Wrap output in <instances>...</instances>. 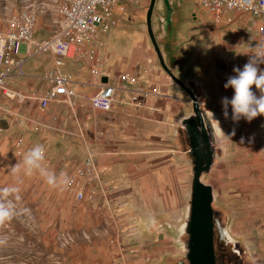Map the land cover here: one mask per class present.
Listing matches in <instances>:
<instances>
[{"label": "rangeland", "instance_id": "374dc122", "mask_svg": "<svg viewBox=\"0 0 264 264\" xmlns=\"http://www.w3.org/2000/svg\"><path fill=\"white\" fill-rule=\"evenodd\" d=\"M59 1L61 0H2L0 3H2L6 15H8L6 10L13 12L22 5H38L41 10L40 21L43 20L44 23L48 21L55 31L58 28V21L54 10ZM42 3L44 5L52 4L53 10L47 8V5L42 9ZM150 3L151 0L143 3H135L131 0H113L109 8V18L114 22L104 37L107 43L105 72L110 74L114 80L123 72L131 70L133 73L134 79L128 81V88H132L133 91H131V97L126 100L127 104L125 105L127 106L118 110V105L121 104L116 102L111 111L94 110L90 105V98L95 89L90 85L78 87V94L74 99L77 105L75 112L65 103L58 101L49 103L46 108H43L36 101L21 102L17 99H6L8 104H3L12 112L13 117L6 114L0 118L2 121L0 150L5 135L10 136L13 140L19 138L18 129L20 127L28 126L34 132H40L42 129L60 125L63 121L61 125H76L81 134V125L85 118V123L91 127L90 148L95 150L97 156L102 154L103 147L105 148L103 146V130L108 128L113 133L116 128L121 126L124 129L122 131L124 143H118L113 137L112 142L108 144L111 146L110 152L118 151L120 157L134 155L140 150L151 155L154 153V156L159 157L169 155L168 162L158 161L156 164L148 162L145 169L155 172V176H150L146 181L148 190L154 194L163 193V201H158L159 197L156 199L160 205L158 215H164L172 225L171 234H169L172 247L170 254L175 256L173 263H176L175 261L184 257L183 247L185 246L179 242L177 237H173L172 233L176 230H178L176 234L179 232L185 222L190 203L191 165L185 161L186 157V159L191 157L190 150L189 148L185 150L184 144L187 142L183 139L182 134L185 129L179 124L180 111L174 112L170 118L171 128L168 138L165 135L169 142L164 144L162 143L163 136L158 133L159 128L156 126L161 124L150 120L149 115L138 111L141 106L137 104L143 102L141 93H145L144 90L147 89V81L144 76H149L144 70L137 72L130 69V63L142 62L144 64L146 60L151 61L153 64L150 63L148 73L160 71L170 79V88L173 94L189 100L190 96L182 87L178 86L160 64L147 29L146 16ZM1 5L0 7H2ZM230 16L232 17L231 21L227 19L216 21L213 15L199 3V0H156L152 17L153 29L157 39L159 35V45L167 64L171 66L180 63L181 69L188 68L199 77H205L213 94L212 103L220 102L218 92L222 93L218 88L217 75L219 74V78L221 76L226 79L230 75H234L233 72L224 73L222 68L216 67V63H222L225 60L231 63L234 58L235 64H245L247 60L243 59H248L247 55L251 54V46L256 44L255 41L243 40L240 37L243 33L257 37V30L252 24L253 17L238 12L231 13ZM3 19L5 20L6 17ZM53 28L48 29L49 35ZM46 32L45 29L36 30L35 38L46 35ZM121 45L123 49L120 50L122 54L119 55L117 50ZM125 46L127 51H125ZM21 53L25 54L24 48ZM37 55L26 58L25 71L33 70L34 60L39 59ZM260 67L264 68V64H261ZM63 69L73 76L75 82L81 84L90 82L91 75L85 62L83 64L82 61L80 63L75 58L66 57ZM27 75L29 74L26 73ZM26 76L15 75L13 78H9L8 83L14 86L12 88L20 90L21 88L16 86V80ZM224 91L233 95L232 89ZM128 95L129 93L126 91H121L117 95V99L126 98ZM257 95H259L258 91ZM29 103L33 105L30 114L31 120L25 122L21 117L22 106ZM188 103L190 104H187V109L190 110L192 103L190 101ZM201 105L204 108L202 101ZM206 107L204 109L214 110L220 119L224 120L219 124H224L226 135H229L235 128H242L240 132H235V135L230 138L227 136L229 139L227 150L226 148L219 149L221 159L216 161L212 172L206 177V181L211 183L213 180L215 185L216 200L213 206L218 213L221 211L225 213V215L221 214V217L223 216L229 231L245 246L250 263L264 264V241H260L262 238L259 236L260 230L257 224L260 219L258 218L259 209L264 211V116H258L251 122L244 119L233 122L231 116L228 119L223 117L221 105ZM34 109H43L44 118L34 114ZM66 111L72 113L64 119L63 115ZM10 125H13L14 129L12 132L6 133L7 126ZM36 125L50 126L37 128ZM153 137H159V139L151 140L148 144L145 142L144 146L136 144L138 138L152 139ZM242 137L243 141H241ZM162 144L165 146L162 147ZM19 147H24V143L19 145L17 143L15 152ZM9 150L10 147H7V151H0V188L11 186L8 184L10 173L14 176L13 183L18 185L19 172L13 174L11 171L12 166L19 167L18 158L10 162ZM226 151L228 156L225 154ZM75 153L74 158L65 164L70 169V174L85 158L87 150L81 154H77V151ZM147 157L149 158V155ZM46 158L48 161L44 165L49 167L56 164L53 155L48 154ZM168 166L171 175L174 173L175 177L164 176L168 173L164 170ZM157 172L160 173L159 176H157ZM183 186L186 188L185 194L182 193ZM63 190L69 197L70 194H73L65 190V187ZM18 195L19 200L15 199V194L8 197L15 205L16 214L11 220L0 223V264H103L104 261L101 258L91 257L94 253L99 252L95 243V238L98 236L96 232L89 231L88 227L82 223L76 224L73 228L67 226L66 218L63 217L66 211L50 210L45 194L43 201V195L39 194L18 193ZM130 197L129 200L134 198V195ZM249 212L251 213L249 214ZM246 216L251 219L253 232L243 231L242 227H239ZM67 234L72 239L64 240L63 236ZM68 250L78 254L74 261L71 258L68 259ZM125 260L128 261V264H147L148 261L138 257ZM158 264H165L164 260Z\"/></svg>", "mask_w": 264, "mask_h": 264}, {"label": "crops", "instance_id": "0c3cea01", "mask_svg": "<svg viewBox=\"0 0 264 264\" xmlns=\"http://www.w3.org/2000/svg\"><path fill=\"white\" fill-rule=\"evenodd\" d=\"M43 3L41 6L42 9L46 7L45 5H47V8L52 9V4L48 3L44 5ZM1 4L2 3H0V5ZM26 6H34L38 9L39 16L35 32L39 29H45L47 31L46 35H42L38 38H35L34 33L33 42L37 43L52 36L56 30L54 31L52 24L48 21L46 23H44L43 20L40 21V7H38V5L36 6L35 4ZM4 11L5 10L3 9V6L0 7V29L5 26L8 16L14 12H9V10H6V13L8 14L6 15ZM4 17H6L5 20L3 19ZM51 28H53V30L51 31V35H49L48 29ZM241 36L242 34L240 37ZM22 48L25 49V54L22 55L21 53V55L26 59L28 58L26 55V45H23ZM122 49L123 48L121 45V47L117 50L119 55L122 54L120 51ZM125 51H127L126 46ZM37 56H39V59L34 60L33 70L25 71L24 69L25 73H28L29 75L16 80V86L21 88L20 91H29L34 89L41 92L46 88V83L42 78L46 71L53 66V56L50 53H41ZM32 57L33 56H31V58ZM243 60L245 61L248 59L246 58ZM231 61V63H229L227 60L223 61L222 63H216V67L222 68L224 73H230L233 72L234 67H242L244 65L243 63L235 64L234 58ZM79 62L81 63V61ZM150 63L151 65L153 64L148 60H146L144 64L142 62H134L130 63L131 66L129 68L137 72H142L144 70L149 76H144L145 80L147 81V89L144 90L145 93H141L143 102L137 104L138 106H141L138 108V111L144 113L145 115H149L150 120L159 122L161 124L156 126L159 128L158 133L163 136L162 143L164 144L169 142V139H166V136L168 138L171 128L169 125L170 118L173 113L180 111L181 115L188 114L191 111V108L190 110L187 109V104H190L188 103L189 99L172 93V89L170 88V79L166 78L160 73V71L156 73H148V69L151 66ZM105 65L104 72L106 70ZM174 67L176 68L177 73L185 80L186 78L184 75L186 74L197 78L203 84V88L206 93L205 103L208 106L221 105L220 102L217 101L212 103L211 100L214 99L213 94L210 91L209 83L205 77H199L194 71H191L188 68L183 67L181 69L180 63L176 64ZM64 70L67 72L66 69ZM105 74L114 80L110 74L107 72H105ZM14 76L10 78H13ZM217 76L218 88L222 91V93L218 92L220 100L221 97L224 96L231 97L232 94L226 93V91H224L225 88L223 85L227 80L226 77L220 76L219 78V74ZM91 79L92 77L90 76L89 81H91ZM9 86L14 87L11 84H9ZM82 86L83 85L81 83L75 82L76 89ZM130 97L131 92H129V95L126 98H123L124 104L118 105L117 109L120 110L123 109L124 106H127L125 105L127 104L126 100ZM6 99L7 98L0 92L1 103L8 104ZM30 104L31 103L22 106L21 115L31 114V108L33 105ZM76 108L77 105L75 104V109L72 111L75 112ZM33 112L34 114L39 115L40 118H44L43 109H34ZM70 113L72 112L66 111V113L63 115L64 119L69 117ZM10 116L13 117L12 112L10 113ZM62 122L63 121H61L60 125H54L52 126L53 128L49 129H42L40 132H34L28 126L20 127L18 129L19 138L16 140H13V138L7 135L3 137V144H1L0 151H7V147H10V150L8 151V155L10 156L9 161L11 162L18 158L20 168L18 173V185L13 183L14 176L11 175V173L9 174L8 184L11 186H17L19 193L22 194L31 193L43 195L42 201L44 200L45 194L47 196L46 202L50 210L57 211L61 209L62 211H66L63 217L66 218L67 226L73 228L76 224L82 223L88 227L89 231L96 232L98 236L95 238V243L98 246L99 252L94 253L91 257L101 258L104 261L103 264H128V261L125 259H130L132 257L148 260L147 264H158L163 262V260L171 253L172 250L169 237V234H171L172 225L167 221L164 215H158L160 205L158 202H156V199L159 197L158 201H163V193L154 194L152 191L148 190L146 181L150 176H155V172L154 170L145 169V166L148 162L152 164H156L158 161L166 163L169 161V155H163V157H159L154 156V153L151 155L150 153L148 154L144 152V150H140L139 152H135L134 155L120 157L118 151H109L111 146L108 144L112 142L113 137L118 143H124L122 137V131L124 130L123 126L116 128L113 133H111L108 128L103 130V146H105V148L103 147V153L98 155L97 159L102 169L101 185L105 191L100 192L95 202H92L88 199L79 201L75 199L73 194H70L71 196L69 197L65 194L63 189L61 190L60 188L48 185L38 172L34 171L31 175H28L25 174L23 170V157L25 153L38 144L42 145L45 150V159L42 162L43 166L49 171L54 172L57 176H59L60 173H65L67 176L70 174V169H68L65 164L67 161H71L74 158L76 151L78 152L77 154H81L87 150L88 154V152L92 150L90 148L91 127L85 123V118L83 120V125H81V134L79 133V128L76 127V125H61ZM13 129V125L7 126L6 133L12 132ZM241 129V127L238 129L235 128V132H240ZM21 139H24V147H19L17 152H15V145H17V143L19 145V140ZM154 139H159V137H153L152 139L138 138L136 144L139 146H144L145 142L148 144ZM163 144L162 147L165 146H163ZM48 154L53 155V159H56V164L54 166L48 167V165H44V163L48 161L46 158ZM148 155L149 158L147 157ZM186 158L185 161L190 165ZM164 170L168 172L167 175L164 174L165 177H175L174 173L171 175L169 166ZM162 172L165 171L162 170ZM159 175L160 173H158L157 176ZM211 181V184L215 188L213 180ZM183 188L184 189L182 190V193L185 194L186 188L185 186H183ZM132 195H134V198L129 200V198H131L130 196ZM124 197H126V199H124ZM250 213L251 212H249V214ZM258 218H260L257 222L258 228L260 230L259 236L262 238L260 241H264V211H260L259 209ZM250 220V217H244L242 221L243 223L239 227H242L243 231L250 230L249 232H253ZM177 231L178 230L173 231L172 234L173 237H177L178 239L179 234L182 233L179 229V232L176 234ZM230 234L233 237H236L232 232H230ZM76 256H78V254L75 253V251H67L68 259L71 258L72 261H74Z\"/></svg>", "mask_w": 264, "mask_h": 264}, {"label": "built area", "instance_id": "2783aa9c", "mask_svg": "<svg viewBox=\"0 0 264 264\" xmlns=\"http://www.w3.org/2000/svg\"><path fill=\"white\" fill-rule=\"evenodd\" d=\"M113 0H61L56 3L58 29L47 39L34 43V33L38 21L37 7L22 6L8 16L5 26L0 29V92L7 99L21 102L36 101L46 108L49 103L61 102L75 109L74 99L77 97L75 80L63 66L65 58L71 57L85 62L91 73V81L82 84L95 89L90 98V105L97 111H111L116 102L124 104L123 98L117 99L121 91H133L128 88V81L134 79L131 71L119 74L111 80L104 72L106 41L105 35L114 21L109 18V8ZM135 3L150 0H131ZM199 3L210 12L216 21L232 20L231 13H244L253 17L252 24L256 35L243 33L242 39L256 43L264 42V0H199ZM26 45L27 57L41 53L53 56V66L46 71L43 81L46 88L43 92L29 90L26 92L9 86L8 79L14 75L26 76L24 71L25 57L21 55L22 46ZM106 77V80H105ZM116 83H114V82ZM10 110L0 101V118L10 114ZM30 121V115H21ZM37 128L50 125H36ZM24 139L19 140V144ZM71 183L65 190L73 193L79 201L90 199L96 201L100 192L101 167L95 150L88 152L77 168L69 175ZM64 240L72 239L70 235Z\"/></svg>", "mask_w": 264, "mask_h": 264}, {"label": "water", "instance_id": "95a60500", "mask_svg": "<svg viewBox=\"0 0 264 264\" xmlns=\"http://www.w3.org/2000/svg\"><path fill=\"white\" fill-rule=\"evenodd\" d=\"M155 4L156 0H151L147 11L148 33L162 68L188 93L189 101L192 103L191 111L179 118V124L187 131L190 139L191 157L187 160L191 165L192 174L190 203L180 231L190 236L189 243L184 244L190 264H216L213 210L216 194L213 185L206 181V177L216 161L221 159L219 149L227 150L229 146L226 128L224 124H219L224 120L220 119L214 110L202 108L201 97L190 88L175 67L167 64L152 25ZM225 154L228 156L227 151Z\"/></svg>", "mask_w": 264, "mask_h": 264}, {"label": "clouds", "instance_id": "9594fccd", "mask_svg": "<svg viewBox=\"0 0 264 264\" xmlns=\"http://www.w3.org/2000/svg\"><path fill=\"white\" fill-rule=\"evenodd\" d=\"M248 60L242 67H234V75H230L223 87L232 89L231 97H221L222 115L225 119L231 116L233 122L244 119L251 122L258 116H264V42H258L251 46V54L247 55ZM257 91L259 95H257ZM230 109V111H229ZM221 131L222 128H221ZM235 135V129L226 135L229 138ZM243 141V137L241 138ZM45 159V150L42 145H35L29 149L23 157V170L25 174L31 175L34 171L52 186L61 190L71 183L65 173L57 176L54 172L46 169L42 162ZM13 174L20 171L17 165L12 166ZM19 189L15 186L0 188V223L11 220L16 214L15 205L10 195L15 194V199L19 200Z\"/></svg>", "mask_w": 264, "mask_h": 264}, {"label": "flooded vegetation", "instance_id": "af4514ba", "mask_svg": "<svg viewBox=\"0 0 264 264\" xmlns=\"http://www.w3.org/2000/svg\"><path fill=\"white\" fill-rule=\"evenodd\" d=\"M165 39V38H164ZM158 41H160L159 35H158ZM176 66V65H171ZM186 78L187 84L190 86V88L201 97V101L204 108H207L208 106L204 99H206V93L203 88V84L197 79L190 75H184ZM180 87V85H178ZM2 121L0 119V126ZM183 139L185 140L184 146L185 150H190V139L187 134V131H183ZM182 139V140H183ZM214 251H215V257H216V264H251L249 261V258L247 256V251L245 246L242 244V242L237 238L233 237L230 234V231L228 229V226L226 225L223 216L225 215L224 212L218 213V211L214 208ZM179 242L184 244H188L190 240V236L187 233L179 234ZM184 250V257L175 261L176 263H173V259L175 256L168 255L164 259L165 264H190L189 259L186 256V249L183 247Z\"/></svg>", "mask_w": 264, "mask_h": 264}]
</instances>
